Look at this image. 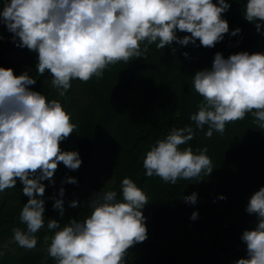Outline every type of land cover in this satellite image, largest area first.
Listing matches in <instances>:
<instances>
[{"label": "clouds", "instance_id": "clouds-1", "mask_svg": "<svg viewBox=\"0 0 264 264\" xmlns=\"http://www.w3.org/2000/svg\"><path fill=\"white\" fill-rule=\"evenodd\" d=\"M231 7V0H3L0 21L13 33L16 45L38 54L35 67L42 74L48 70L51 84L63 97L74 79L99 78L110 64L146 57L154 42L157 48L173 42L214 47L226 33H241L240 26L230 30L223 15ZM242 7L244 17L264 34V0H245ZM36 81L28 71L16 74L13 67L0 65V192L15 187L19 178L29 197L20 211L26 227L13 228V239L24 248H35L36 233L47 224L54 230L47 250L55 264H126L129 247L148 235L143 211L148 195L131 176L122 178L119 190L104 185L94 191L85 201L89 211L83 219L46 220L44 181L55 185L59 162L78 169L83 158L78 149H64L60 143L76 127L71 113L61 99L31 87ZM193 85L202 100L190 118L201 129L209 125L208 136L248 114L264 128V51L240 50L226 57L218 50L210 67L194 72ZM194 135L186 125L158 138L143 158L145 175L176 183L204 170L210 174L214 168L207 146L194 150L187 143ZM66 182L78 178L66 176L58 194L50 197L61 216ZM219 198L227 197L221 193ZM183 199L198 203V191ZM69 203L77 206L80 201ZM246 211L256 220L241 233L246 254L231 264H264V185L251 194ZM198 216L197 209L190 218Z\"/></svg>", "mask_w": 264, "mask_h": 264}, {"label": "trees", "instance_id": "trees-1", "mask_svg": "<svg viewBox=\"0 0 264 264\" xmlns=\"http://www.w3.org/2000/svg\"><path fill=\"white\" fill-rule=\"evenodd\" d=\"M231 2L232 7L223 15L229 20L230 30L240 26L241 33H226L214 47L173 42L157 48L154 42L146 57L110 64L99 78L74 79L63 97L53 94L48 70L42 74L35 67L36 52L19 47L12 39L1 45L3 54L9 53L0 57V65L30 64L27 71L37 79L31 87L42 90L49 98L61 99L76 125L67 139L79 150L83 162L78 169L60 162L54 173L55 185L44 181L46 220L52 217L63 223L73 216L83 219L89 211L85 201L94 191L104 185L119 190L122 178L131 176L148 195L143 209L148 235L129 247L126 264H131L129 250L135 245L151 258V264H231L233 259L246 254L241 233L253 227L256 220L254 213L246 211V205L251 194L264 185V128L248 114L229 121L223 132L214 130L208 136L209 125L201 129L190 118L202 100L194 88L193 74L210 67L216 51H222L226 57L240 50L264 51V34L243 15L245 0ZM0 28L8 30L2 21ZM184 51L189 55L185 56ZM186 125H191L195 132L187 143L194 150L207 146L214 177L204 170L198 177H181L172 183L156 175H145L146 150L173 127ZM106 162L113 170L108 183L102 178ZM68 175L76 176L78 182L63 184L65 211L61 216L50 197L58 194ZM21 183L17 178L15 187L0 192V249L5 248L0 264H55L47 250L54 230L48 229L47 224L36 233L38 241L47 239L43 245L19 250L6 246L13 239V228L26 227L20 220V211L29 197L21 191ZM193 190L198 191V203L185 202L183 195ZM221 193L227 198H219ZM72 199L80 203L71 206ZM197 209L198 218L191 219V213Z\"/></svg>", "mask_w": 264, "mask_h": 264}, {"label": "rangeland", "instance_id": "rangeland-1", "mask_svg": "<svg viewBox=\"0 0 264 264\" xmlns=\"http://www.w3.org/2000/svg\"><path fill=\"white\" fill-rule=\"evenodd\" d=\"M2 2H3V0H0V6H2ZM12 35H13V33H11L10 31L5 30L3 28H0V37H2V38H0V57L8 55L9 52H5L3 54L4 48L1 49V45H3L4 42H7V41L11 40ZM7 51H9V50H7ZM1 65L5 66V67H8V66L13 67V69H14L16 74H19L22 71H27V70L31 69V65L27 64V63L20 64V63L11 62L9 64H1ZM58 93H59L58 90L54 87L53 94L59 95ZM60 143H61L62 148H64V149L71 150V149L75 148L73 143H71L69 141V139H67V138L64 139L63 141H61ZM105 165H106L105 166V173L103 174L102 178H103V182H107L108 183V182L112 181L113 170H112V165L110 163L106 162ZM210 176H211V178L214 177L212 175V173H210ZM22 188H23V184H22ZM22 188H21V191H22ZM45 240L47 241V239H45ZM45 240L44 239L41 240V241L39 240L37 242V245H43L45 243ZM7 243L8 244H6V246L8 245V247L10 249L19 250V248L22 247L14 239H10ZM3 252H5V248L0 249V256H1V254ZM128 256L131 259L130 260L131 264H151V258L147 254H145L140 249V247L137 246V245H135L134 247L130 248Z\"/></svg>", "mask_w": 264, "mask_h": 264}]
</instances>
